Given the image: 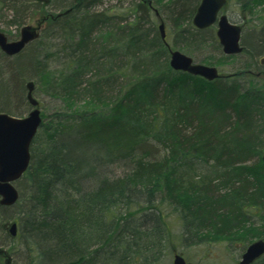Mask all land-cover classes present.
Listing matches in <instances>:
<instances>
[{
	"label": "trees",
	"instance_id": "trees-1",
	"mask_svg": "<svg viewBox=\"0 0 264 264\" xmlns=\"http://www.w3.org/2000/svg\"><path fill=\"white\" fill-rule=\"evenodd\" d=\"M4 1L11 24L36 14L46 16V26L20 53L0 50L15 57L9 80L0 81L11 94L0 112L10 115L12 99L30 106L23 80L33 75L64 105L48 122L41 113L29 165L16 180L19 199L0 205V247L11 261L19 241L24 264H162L174 251L170 216L181 223V240L193 243L264 237V71L250 61L207 81L169 65L173 49L193 54L210 39L220 50L213 26L192 24L201 0H134L119 14L92 9L98 0ZM231 1L243 31L255 20L241 35V53L253 59L264 52V0ZM46 35L61 44L60 69H50L35 49L24 52ZM233 57L206 55L200 63ZM27 58L30 71L20 73ZM121 164L124 174L113 175L109 167ZM12 221L14 237L5 227Z\"/></svg>",
	"mask_w": 264,
	"mask_h": 264
},
{
	"label": "rangeland",
	"instance_id": "rangeland-1",
	"mask_svg": "<svg viewBox=\"0 0 264 264\" xmlns=\"http://www.w3.org/2000/svg\"><path fill=\"white\" fill-rule=\"evenodd\" d=\"M134 0H98L96 3L92 5V9L94 10H103V9H109L113 12L124 13L125 10L128 9L130 4ZM11 4L9 2H2L0 3V31L4 32L8 39H15L17 37V32H19V29L21 26L25 24H33V21L37 18L36 14L32 15L31 18H29L26 14L25 20L22 23V25H17L16 23H12L13 20V10L11 9ZM34 10V9H33ZM46 10L48 11H56L57 9L53 6H47ZM222 13L226 14L228 19L236 24H241L243 22V18L241 15V11L239 8V5L236 4L234 1L228 2L226 6L223 7ZM29 15V14H28ZM29 18V19H28ZM39 18V17H38ZM150 19H154V15L150 17ZM255 20H252L251 22L244 25L245 29L242 30V37L244 34H247L251 31L249 29L250 24H254ZM166 28L167 24L165 23ZM148 24H145L144 28H148ZM214 28V32L216 35V24L212 25ZM211 27V26H210ZM217 38V36H216ZM251 38H246L247 41H250ZM40 43H35L33 46H31L28 49H25L24 52L27 53L29 49H35L39 51L40 59L45 58L46 63L50 69H60L62 67V63L64 62V56L63 52L60 50L61 44L60 42L56 45L57 41L53 38L49 37V35L44 36L39 40ZM168 42L171 44V35L168 37ZM240 42L243 43L242 38H240ZM252 43V41H250ZM40 44V45H39ZM209 44L205 50H199L198 52H194L193 54H186L183 51L179 50L180 52L190 56L194 62L200 63V60H202L203 57L206 55H211L215 61L221 59L223 55H225L222 52V48L220 45V50H216V47H214V42L209 39ZM208 44V45H209ZM29 58H31L29 56ZM23 60L21 62L20 67V73H28L30 70L26 68L28 64V59ZM263 60V62H262ZM15 61V57H5L1 51H0V81L2 79H5V81L9 80V75L7 73L8 67L13 64ZM252 61V62H250ZM246 62H250L252 65V68L254 69H260L264 71V52H259L255 58L250 59L249 56L245 53L236 54L235 57L225 59L224 62L213 64L219 72L221 73H231L236 71L237 69H240L244 67ZM14 77L10 78V85L11 89L14 87ZM32 81L34 83L33 88V96L34 98L39 102V109L41 113H44L46 115L45 121L48 122L50 120L49 116L50 114L55 111L59 110L62 106L61 99L59 98H53L49 96L48 93H46L44 90V86H41L38 82L36 77L34 75L26 76L23 80V84H26V82ZM240 82L243 83V85H246L245 80H240ZM259 82V81H254ZM9 89L7 86L0 85V105L8 106L5 103V100L8 96ZM11 95V94H10ZM21 104L16 100L12 99L11 107H9L10 115L14 117H24L26 114L31 110V106L26 105L25 102H22L20 100ZM24 101V100H23ZM13 111L16 113V111L20 114L13 115ZM122 165V164H121ZM111 165L109 167V170L112 171V174L115 176H122L126 170V168L123 167V165ZM14 185L16 189L20 193V189H18V182H14ZM253 212L256 211V209H252ZM10 214H16V207L13 209H10L8 211ZM251 215V214H250ZM252 221L255 225H259L260 220L259 216L256 215V212H254L253 215H251ZM167 223L171 229V239L172 243L169 248L173 247L172 251L171 249L167 250L165 252V255L162 259V264H171L172 263V257L174 253H180L186 260L187 264H237V261L240 258V254L244 250V248L248 245V243H242L241 241H228L225 239H207L206 241H199L196 243L191 242L190 240H181L180 234L182 232L181 223L173 216L167 217ZM4 238V234L0 229V241ZM258 238H254L251 240V242L257 240ZM250 243V242H249ZM4 248V247H3ZM13 251V252H12ZM12 262L13 264H24L27 262V256L24 254V251L20 245L19 241L14 242V249L12 250ZM256 264H260V262H257Z\"/></svg>",
	"mask_w": 264,
	"mask_h": 264
},
{
	"label": "water",
	"instance_id": "water-1",
	"mask_svg": "<svg viewBox=\"0 0 264 264\" xmlns=\"http://www.w3.org/2000/svg\"><path fill=\"white\" fill-rule=\"evenodd\" d=\"M47 2V0H44ZM227 0H201L192 17V24L198 29H205L216 24V36L225 55H236L243 51L239 24L231 22L222 8ZM67 12V11H66ZM33 24H25L19 29L15 39H8L0 31V50L6 56L20 53L27 44L37 39L40 31L46 26V16L36 15ZM156 16L158 13L156 12ZM39 17V18H38ZM161 38L165 39V25L158 24ZM263 62V60H262ZM169 65L175 71H182L212 81L220 76L214 65L194 62L193 59L177 49L169 52ZM259 75V73L257 74ZM27 100L31 110L24 117H14L0 112V205L12 206L19 199V192L14 182L26 171L30 162V146L42 122L38 101L33 96L34 83H26ZM264 164V151L261 155ZM8 233L14 237L17 233L16 221L5 225ZM264 254V239L251 242L241 255L238 264H250ZM171 264H187L180 253H174Z\"/></svg>",
	"mask_w": 264,
	"mask_h": 264
},
{
	"label": "flooded vegetation",
	"instance_id": "flooded-vegetation-1",
	"mask_svg": "<svg viewBox=\"0 0 264 264\" xmlns=\"http://www.w3.org/2000/svg\"><path fill=\"white\" fill-rule=\"evenodd\" d=\"M259 75H260V74H259ZM259 75H258V76H259ZM260 76H261V75H260ZM258 239H264V237H260V238H258ZM258 239H257V240H258ZM250 243H251V242H250ZM250 243H248V245H249ZM248 245H247V246H248ZM247 246H246V247H247ZM246 247L244 248V250H243L242 253L240 254V258H241V255L243 254V252L245 251ZM0 252H1L2 256H3L4 264H13L12 261H11V256H10V254L8 253L7 250H5L4 248H1V247H0ZM263 256H264V255L258 257L257 259H255V260H254L253 262H251L250 264H256L257 262H259V260H260ZM240 258H239V260L237 261V264L239 263Z\"/></svg>",
	"mask_w": 264,
	"mask_h": 264
}]
</instances>
